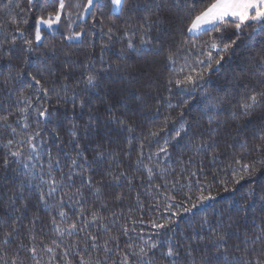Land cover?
Returning a JSON list of instances; mask_svg holds the SVG:
<instances>
[{
	"label": "trees",
	"instance_id": "obj_1",
	"mask_svg": "<svg viewBox=\"0 0 264 264\" xmlns=\"http://www.w3.org/2000/svg\"><path fill=\"white\" fill-rule=\"evenodd\" d=\"M211 2L202 0L195 11ZM64 3L61 11L60 0H0V264H122L125 255L128 264H139L140 257L132 253L146 248L145 242L159 245L149 252L154 264H171L173 258L162 255L169 242L180 253L174 258L177 264H220L223 249L216 254L208 243L215 237L208 226L201 227L205 218L212 226L223 221L218 232L228 233L229 264L264 260V236L255 244L245 241V235L255 238L264 230V151L257 147H264V98L258 97L261 103L247 112L240 107L248 95L264 92V25L253 24L239 34L233 26L221 25L192 35L188 28L195 11L176 7V0H124L119 15L112 13L110 0H95L85 19L88 0ZM58 11L57 27L41 29L37 42V19H53ZM148 25L151 42L142 44V28ZM73 32L82 33L81 39H68ZM21 69L23 76L16 79ZM89 70L98 76L95 88L84 83ZM188 76L191 82L176 83ZM80 98L86 100L83 108ZM209 100L219 101L211 123ZM43 109L47 119L38 115ZM73 125L79 149L70 142ZM30 136L37 152L27 142ZM202 143L207 146L197 151ZM18 150L29 168L35 165L33 175L42 167L45 179L48 151L59 155L60 166L53 171L63 184L48 206L39 203V179L27 175L9 154ZM78 151L89 164L73 168V179L67 180L61 169L67 176L72 158L83 163ZM243 164L255 170H244ZM77 189L82 197H73ZM61 196L65 217L51 207ZM201 196L214 199L184 212ZM175 212L181 215L172 216ZM169 219L174 222L167 228L153 227ZM72 224L77 228L69 235ZM7 232L12 235L5 243ZM193 235L206 239L192 241ZM90 236L97 237L95 247Z\"/></svg>",
	"mask_w": 264,
	"mask_h": 264
},
{
	"label": "snow or ice",
	"instance_id": "obj_2",
	"mask_svg": "<svg viewBox=\"0 0 264 264\" xmlns=\"http://www.w3.org/2000/svg\"><path fill=\"white\" fill-rule=\"evenodd\" d=\"M29 4H31L33 2V0H28ZM202 2V0H176V7H181V4H183L184 6H186L189 9L192 10H196L197 9V5L198 3ZM110 3L112 5V13L114 15H119L120 12L123 9V3L124 0H110ZM94 4V0H88V4H87V8L90 9ZM65 8V3L64 0H60V4H59V9L62 11ZM61 16H60V12L58 11L57 14L55 15V21H53V19H43V17H40L37 19L36 22V33H35V38L36 41L39 42L41 40V25H46L48 28H51L54 22H59ZM253 24H259V25H264V0H213V2L207 4L205 7H203L202 9L195 11V14L191 20V24L190 27L188 28V32L190 33H194V34H198L201 32H206V31H217L219 30V27L221 25H231L236 29V32L239 34L243 29L245 28H249L252 27ZM17 31H20V34L23 35V32L17 28ZM151 31V25L148 26H144L142 28V33H141V43L142 44H147L151 42V38L149 37V32ZM113 33V29L109 28L108 29V34H109V39H111V34ZM126 36L128 35V32L126 31L124 33ZM81 36V33H75L74 36H69L68 39H79V37ZM235 40L232 41L233 44H235ZM28 44L30 46L29 50H31V41H28ZM129 48H133L134 45L131 43V41H129L128 44ZM211 47L213 49H216L218 46L215 42L212 43ZM225 49H227L228 47H230V45L225 44L224 45ZM11 57L9 56V59ZM211 53L209 54V66L211 63ZM169 60H171V54L169 55ZM217 63H219V61H217ZM87 67V66H86ZM260 69H261V75L264 76V55L260 56ZM23 76V69H21L20 71L17 72L16 74V79H20ZM32 79L35 81L36 84H41V81L36 79L35 76H32ZM192 77L188 76L185 78L184 81H177V84H181V83H186V82H191L192 81ZM97 80H98V76L95 74L94 71L89 70L87 72L86 75V79L84 80V83L86 85V88H95L97 86ZM169 83H171V81H169ZM261 83H264V80L261 81ZM67 87V85H65V88ZM46 92V89H42ZM258 97L264 98V92H257L256 94H252V95H248L246 97V102H243L240 104V107L242 109L245 110V112H247L249 109L253 108L254 106L258 105L261 103V99H258ZM24 101L26 104L30 105V100L28 97H23ZM72 103H73V107L76 106V100L77 97L75 96V94L72 96ZM86 105V100L84 98H80L79 100V106L81 108L85 107ZM219 107V101H217L216 103H213L211 100H209V109L210 111V115H209V122L211 123L213 116L211 114L212 111L216 110ZM23 112L26 113L27 109H22ZM109 111H111V107H109ZM38 115L40 117H44L45 119H47L48 117V110L47 109H43V110H38ZM110 119L114 120L116 123L120 124V125H124L125 121L120 118V117H116L115 115H112L109 117ZM5 120V124L7 127L11 128L10 124H7V117H4ZM94 121L92 120L91 117H89V123H93ZM28 125L25 124V128H27ZM75 125H73L72 130L70 131V135L72 137V141L70 142H75V148L79 149L80 145L77 141V137H78V133L75 130ZM87 130V128H86ZM184 130V126L183 124L181 125V130L180 131H176L175 135L177 137H179L181 135V131ZM13 133H15V128L12 129ZM129 131H132L131 127H129ZM215 131V130H213ZM37 136L39 135V133L36 134ZM153 136L158 135V133L153 132L152 133ZM34 139V137H28V143L29 146L31 148L32 152H37V145L32 143V140ZM262 139H264V137H262ZM12 141L9 140L8 144L11 145ZM207 144L206 143H202L199 148L197 149V151H199L200 148H204L206 147ZM258 148H260V150L264 151V147H261L260 145L257 146ZM161 151H166V149H161ZM12 157L17 158L16 163L17 164H23V167L28 170L27 171V175H29L30 177H32V179H39L40 184L35 185L37 193H38V197H39V203L43 204L45 206H48V202L50 198H55L54 194L57 193V191L60 189V186L63 184V179L61 180H57L55 173L53 171L54 167H59L60 166V158L59 155L53 157L51 151L49 150L47 155H48V171H47V179H45V175L43 173V168L41 167L40 172L38 175H33L34 171H35V165H32L31 168H29V165L27 163H25L22 159H19L22 156V153L18 150V151H14V152H10L9 153ZM77 156L81 157L83 160V163H78V160L75 158L71 159V164L69 167V173L67 174V176L64 175L63 170L61 169V176L64 177L67 180H72L73 179V173H72V169L79 167L80 169H85L88 164V158L86 156H82L81 152H77ZM97 156L102 157L103 153L100 152L97 154ZM38 158V156H37ZM96 157H94L95 159ZM29 159H32V156H29ZM4 166L7 167L9 164V160L7 159V157H5L4 161ZM137 163H139V160L137 161ZM237 163H239V161H237ZM261 163H264V160L261 161ZM242 169L244 170H248V169H252L253 171L254 166L250 165V164H243ZM149 172V178H151L152 175V169L149 168L148 169ZM121 175H124V173H121ZM117 180L119 179V177L116 178ZM241 179H243V177H241ZM236 183H239V180L235 181ZM92 178L89 176L87 178V184L89 187L92 186ZM46 190H45V187ZM29 186H32L31 184V179L29 180ZM21 188H23V184L21 185ZM101 191L100 187H96L95 188V192L97 194H99V192ZM67 195V194H65ZM75 196H83V193L80 192L79 189H77V192L73 194V197ZM73 197H69V199H72ZM21 198H23V193H21ZM214 199V197L211 196H201L198 200L197 204H192V206L189 207H185L184 208V212H192L193 209L197 208L198 204H202L205 200H211ZM15 201L13 200V203ZM24 207H27V205H24ZM51 207L60 209L59 210V216L60 217H65L67 215V213L65 211H63V207H64V197L61 196L58 200H56V203L51 205ZM173 207V205H168V208L171 209ZM81 211H83L81 209ZM181 215L179 212H175L172 213V216L177 217ZM94 218L96 217V214H93ZM35 222V220L33 221V223ZM52 224L54 226H56V220L55 218L52 219ZM174 221L169 219L167 220L165 223L163 224H154L153 227L158 228V229H165L168 226H170ZM208 226L209 228V232L212 234L213 237H215V239H208V243L212 244L215 247V251L216 254H221V249H223V255H224V261L220 262V264H229L228 262V248H227V240L229 239L228 233L227 232H223V233H219L218 230L220 228L223 227V221H219L215 226H212L209 224V221L207 220V218H205L203 220V223L201 225V227H205ZM57 227V231H59V227ZM229 227H231V225H229ZM77 228L76 224H72L69 230V235H71L72 231H75ZM80 231H83V229H80ZM125 235H127V230H125ZM12 235L11 232H7L5 233V243H7L8 238ZM264 236V230H262L261 235L256 236L255 238L252 237H248L247 235H245V241H250L252 244H255L256 241L260 240L261 237ZM92 243V246L95 247L96 246V240L97 237L96 236H90ZM112 239H118L117 237H113ZM205 237L204 236H196L193 235L191 237L192 241H200L203 242L205 241ZM146 243V248L142 247L140 248V251L137 252H133L132 255L133 256H137L140 257V261L139 264H154V258L149 256V252H151L153 249H156L157 247H159V245L155 242L151 243L150 245ZM107 244V242H106ZM238 249V246H237ZM207 249H205L206 251ZM33 255H35V248L31 249ZM48 251L51 252L52 249L48 248ZM105 251H109V249L106 247L105 245ZM188 254L191 255V244L188 245L187 248ZM245 252H247V249H245ZM162 255L164 257L167 258H173L171 260V264H177L176 262V257H178L180 255L179 251L173 246V244L171 242L168 243L167 245V250L165 252L162 253ZM262 255H264V253H262ZM147 258V259H144ZM129 261V257L127 255H125L122 264H128ZM12 264H16L15 260H13ZM98 264V262H97ZM203 264V262H202ZM243 264H251L250 261L248 260H244ZM256 264H264V260H257Z\"/></svg>",
	"mask_w": 264,
	"mask_h": 264
},
{
	"label": "rangeland",
	"instance_id": "obj_3",
	"mask_svg": "<svg viewBox=\"0 0 264 264\" xmlns=\"http://www.w3.org/2000/svg\"><path fill=\"white\" fill-rule=\"evenodd\" d=\"M95 1V0H94ZM87 7V6H86ZM93 7V6H92ZM92 7L90 8V9H86V11L83 13V15H82V19H85V17L87 16V14L92 10ZM47 20V19H46ZM53 21H55V18H53ZM57 25H58V22H54L53 23V25H52V27L51 28H48L46 25H41L40 27H41V29H48V30H52V29H54V28H56L57 27ZM42 33V32H41ZM75 33H78V32H73V33H70V35L69 36H74V34ZM190 33V32H189ZM190 34H192V35H198V34H194V33H190ZM81 35H82V33H81ZM81 39V36L79 37V39H72V40H75V41H78V40H80Z\"/></svg>",
	"mask_w": 264,
	"mask_h": 264
}]
</instances>
